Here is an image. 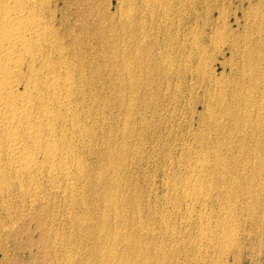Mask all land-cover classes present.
<instances>
[{
	"label": "rangeland",
	"instance_id": "rangeland-1",
	"mask_svg": "<svg viewBox=\"0 0 264 264\" xmlns=\"http://www.w3.org/2000/svg\"><path fill=\"white\" fill-rule=\"evenodd\" d=\"M61 1L64 0L53 2L54 8L56 4L59 7L54 9V13H57L55 16L59 19H56L57 22H64L62 26L59 25L60 30L64 26L65 29L69 27L68 30L72 34L80 31L79 34L82 36L77 47L79 49L83 47L81 50L85 56L90 54V58L88 56L86 58L96 64V69L92 72L93 83L99 92L100 89L101 92L104 91L100 94L108 100L107 105L112 108L116 104L112 110L117 119L114 118L113 124L108 125L106 134L110 140L112 139L113 146L120 147V155L116 154L115 159L120 161L118 178L120 192L124 195L122 201L124 204L121 206L124 205L122 207L126 209L129 204V208L138 207L140 215L139 213L133 215V212L127 209L128 219L130 221L134 216L136 224L139 226L144 224L147 228H142L136 233L134 229L131 230L132 227H128L127 230L130 231H126L130 233L114 234L111 233L114 227L109 219L106 222L109 228L105 225L108 236L95 233L97 228L95 219L99 213L97 209L101 207V204H98L95 206L96 210L94 208L96 215L90 218L92 223L88 231L68 233L66 228L69 226L61 215V207L59 206V209L56 202L54 208L58 209H52L53 204H51L44 207L46 208L44 210L27 212L25 218L16 223L9 232L0 231V249L3 250H0V264H56V261L57 264H63L73 250H79L85 255L84 259H79L80 262L77 261L78 256H74L75 264L85 262L94 264L96 259L93 255L90 257L86 255V250H98L100 246L102 247V243L104 244L100 250L106 246L104 250H108L116 234H120L118 254L129 261H125L127 264L133 262V259L137 262L134 261L132 264H142V262L145 264H264V0H179V2L177 0L176 4L175 0L173 2L165 0L147 7L142 4V0H75L76 3L73 0H66L63 5ZM179 4H183L182 7ZM162 5L166 10H163L165 13L162 11ZM176 5L178 8H175ZM126 7L130 9L127 10ZM64 13L69 14L70 18ZM77 13H80V16L77 17ZM74 14L76 15L72 16ZM166 17H169V20ZM165 23L167 25H164ZM99 36L100 38L103 36L102 39ZM168 44L176 47L175 53L176 57L178 56L176 64L183 67L182 64L186 63L184 66L186 71L180 68L185 71L183 79L180 80L182 83L178 81L182 90L180 92L183 93L181 95L179 92L180 96L172 88L175 83L174 77L164 70L162 73L159 67L160 62L164 61L163 56L167 59L170 55L172 47L169 48ZM179 44L181 47L177 49ZM89 46H93L92 49H89ZM112 46L118 55L113 54ZM135 47L140 49L135 51L137 50ZM157 53L159 56L162 55L161 59ZM178 53L179 55L181 53V56L177 55ZM109 60L113 65L109 66ZM166 74L172 78L168 80L167 77L165 80ZM102 80L106 81V89L103 88ZM167 87L170 89L166 90ZM154 92L158 94L155 95ZM149 95L150 97L153 95V98ZM169 99L173 101L170 102ZM177 99L182 100L179 102ZM117 103H120L119 107ZM169 110L173 112L170 113L172 115L169 114ZM162 114H165L164 117ZM145 120L146 122H142ZM154 153H158V156ZM91 163L90 165L88 162L90 165L88 167L92 174L103 171L100 170L103 166L100 162V164ZM99 183L103 187H108V182L104 179ZM122 184L125 186H121ZM49 222L50 224H47ZM47 225L49 229L52 227L53 230L56 229V232L61 229L60 233L59 231L56 233H59V236L46 233ZM120 227L124 228L122 224ZM110 233L114 236L112 237ZM133 240L136 241L137 246L134 242V246L132 245ZM51 243L54 245L52 246ZM93 243L95 246H92ZM58 251H60L59 255H57ZM65 254L67 255L64 258ZM143 257L148 261L146 262L147 259Z\"/></svg>",
	"mask_w": 264,
	"mask_h": 264
},
{
	"label": "bare ground",
	"instance_id": "bare-ground-1",
	"mask_svg": "<svg viewBox=\"0 0 264 264\" xmlns=\"http://www.w3.org/2000/svg\"><path fill=\"white\" fill-rule=\"evenodd\" d=\"M64 1H66V0H64ZM73 1H75V0H73ZM163 1H165V0H161V1L160 0L159 1L158 0H155V1L154 0H142V4H144L147 7L149 5H157L159 3H162ZM176 1L177 0H175V4H176ZM53 2H54V0H0V231L4 230L5 233L9 232L11 229L14 228L16 223H18L24 216L27 215V212H30V211L36 212V210H38V211L44 210V209H46L44 207H47L48 205H51V204H53V206H51V208L53 207L52 209H56L57 207L54 208L55 207L54 205L57 202L56 205L58 206V208H59V206L61 207V209L59 208L62 212L61 215H63L62 216L63 219L68 224L67 226H69L66 228V230L69 231L68 233L88 231V229H90L89 227L91 226L90 223H92V222H90V218L93 217L94 214L96 215L94 208L96 210L95 206H97L98 204H101V207L97 209L99 213H98V215H96L97 217L95 219L96 224H97V228L94 225V227L96 228L95 233L106 234L107 230L105 231V225L109 219L112 221V224L114 227V231L111 230L112 231L111 233H114V234L115 233H130V232H127V231H130V230H127L128 227H132L131 230L134 229L135 232L137 233L142 228H147V226L144 224H142L141 226H139V224H136L135 217L133 215H134V213H137V214L139 213L138 215H140L139 208L135 206L136 204L134 205L135 207L130 206V208H129L130 204L128 205V208L130 209V211L133 212V215H131V216L134 217V218L131 217L130 221L128 219V212H127L128 208L127 209L123 208L122 206H124V205L121 206V204H124V203H122V201H124L123 200L124 195H123V193L120 192L121 191L120 185H119L120 181L118 178V172L120 171V170L118 171V169L120 168V165H119L120 161L118 162L117 161L118 159H115L116 154L120 155V147L116 148V145L113 146L111 144L112 139L110 140V138L106 134V133H108V132H106L108 129V125H110L112 123L114 118L117 119V117L113 114V110H112L116 104H114V107L112 106V108L110 105H107L106 101H108V100H106V98H104V96H102L100 94L101 89L99 92V90L96 88L95 84L93 83L94 79H93L92 72H93V70L96 69L95 68L96 64L93 61H91V59L86 58V56H88L90 58V54L88 53L89 55L85 56L84 52L81 50L83 47H80L81 49H79L77 47V43L79 45V43H80L79 40H81L80 36H82L79 34L80 31L78 33L76 31L77 30L76 29L75 31L77 32V34H72L68 30L69 27L65 29L64 26L60 30V28L64 22L63 23H61L62 21H60V22L58 21L59 23L57 22V20H59V19L56 18L55 15L57 13L55 12L56 13L55 14L54 11L59 7H57V4H56L57 8L55 7L56 8L55 9L53 6L55 4ZM63 2L61 1V4ZM170 2H173V0ZM178 2H179V0H178ZM182 2H180V3H182ZM65 3L67 4V2H65ZM70 3H72V2H70ZM75 3H76V1H75ZM77 5L79 6V4H77ZM83 5H85V4H83ZM165 5H166V3H165ZM179 5H181V4H179ZM182 5H181V7H182ZM58 6H60V4ZM74 6H76V5H74ZM167 6H169L168 3H167ZM86 7H87V5L85 6V8ZM176 7H177V5L175 6V8ZM61 8H63V7L61 6ZM67 8L70 9V7H67ZM128 8L130 9V7H128ZM128 8H127V10H128ZM154 8H155V6H154ZM161 8L163 11L164 6L162 5ZM180 8H179V10L176 9V11L178 10L180 12ZM64 9H65V7H64ZM72 10H73V6H72ZM169 10H170V7H169ZM73 11L75 12V10H73ZM164 11H166V10H164ZM164 11H163V13H165ZM79 14L80 13H77V17L80 16ZM81 14H84V13L81 12ZM64 15L68 16L69 14L66 15L64 13ZM75 15L76 14H74L72 16H75ZM85 15H86V13L84 14V16ZM59 16H61V15H59ZM165 16H166V14H165ZM163 17H164V14H163ZM63 18H64V16H63ZM72 18H71V20H72ZM166 18H168V20H169V17H166ZM78 19H76V20L79 21ZM69 22H71V21H69ZM72 23H74V22L72 21ZM80 23H82V22H80ZM83 23H85V22H83ZM123 23H125V22H123ZM59 25H61V26H59ZM84 25L85 24H83V26ZM97 25H95V26H97ZM164 25H167V24L165 23ZM92 26H94V25H92ZM66 27H67V24H66ZM72 27H73V25H72ZM84 28H85V26H84ZM94 28H96V27H94ZM164 28H166V27H164ZM72 29L73 28H70V30H72ZM110 29L112 31V28H110ZM119 29H120V26H119ZM87 30L89 32V29H87ZM87 30H86V32H87ZM173 30H172V33H173ZM90 31H92V29ZM84 36H86V35H84ZM175 36L177 37V35H175ZM95 37H98V36H95ZM102 37L100 38V36H99L100 39H102ZM176 37H174V38H176ZM87 38H89V37L87 36ZM136 39H138V38L136 37ZM103 41H105V40H103ZM166 41H168V40H166ZM175 41H177V40H175ZM82 42H83V40H82ZM92 42H93V40H92ZM99 42H100V40H99ZM86 43L89 44V42H86ZM116 43L117 42H115V44ZM135 43H136V45H138L137 42H135ZM168 43H170V41H168ZM181 43H182V41H181ZM80 45H82V44H80ZM84 45L85 44H83L82 46H84ZM93 46H89L90 47L89 49H92L91 47H93ZM172 46H170L168 44L169 48H171ZM175 46H178V45H175ZM180 47H181V45L179 44L177 49H180ZM127 48H126V51H128ZM135 48L137 49L138 47H135ZM135 48H134V50H135ZM139 49H137L135 51H138ZM163 50H167V49H163ZM89 51H92V50H89ZM89 51H87V52H89ZM95 51H97V50L95 49ZM113 52H114V47H113ZM156 52H159V51H156ZM167 52H166V54H167ZM175 52H176V47H172L170 52H169L170 55H169V53L167 54V55H169L167 59L164 58V56H163L164 61L161 60L162 62H160L159 67L162 69V73H164L163 72V70H164L168 75H171L174 77L173 78L174 80L173 79L172 80H173V82L175 81V83H174V86H172V88H174L175 93H178V95H179V92L182 90H180V85L178 84V81H180L181 78L183 79V74L186 71L184 68L186 63L182 64L180 62L182 65H184L183 67H181L180 65H177L176 64V58H178V56L176 57ZM95 53H97V52H95ZM164 53H165V51H164ZM181 53H180V55H179V53L177 55L181 56ZM113 54H117V53L114 52ZM126 55H128V54H126ZM131 55L132 54H130V56ZM157 55H158V53H157ZM145 56H147V55H145ZM160 56H162V55H160ZM160 56H159V58H160ZM184 56H186V55H184ZM117 57H119V56H117ZM128 57L126 59L127 61H128ZM114 58H115V56H114ZM153 58H155V57H153ZM131 59H133V58H131ZM160 59H159V61H160ZM180 59H182V58L180 57ZM180 59H178V60H180ZM135 60L138 61L137 59H135ZM139 60H141V59H139ZM146 60H148V59H146ZM157 61H158V58H157ZM180 61H183V60H180ZM95 62H96V60H95ZM110 62L111 61L109 60V63ZM113 62H114V59H113L112 63ZM178 62L179 61H177V63ZM112 63H110L109 66H111ZM131 63H132V61H131ZM146 63H145V65L148 64V63L147 64ZM135 66H136V64H135ZM97 67H99V66H97ZM100 67L102 68V65ZM100 67H99V69H100ZM113 67H115V66H113ZM146 67L147 66H145V68ZM110 68H112V67H110ZM110 68H109V70H110ZM180 68H184L185 71L181 70ZM139 69H141V68H139ZM155 69H157V66L155 67ZM127 70H129V68ZM112 73H114V72H112ZM118 73H120V72H118ZM106 75H108V74H106ZM168 75L164 77L165 80H167V77H169ZM184 76H186V74ZM94 77H95V75H94ZM170 77L168 78V80L170 79ZM116 78H118V77H116ZM118 81H120V80H118ZM103 82H104L103 88H105V82L106 81H103ZM180 83H182V82L180 81ZM183 83H184V81H183ZM184 84H181V85H184ZM114 85L116 87V84H114ZM98 87H99V83H98ZM152 88H153V86H152ZM168 88L169 87H167L165 89L167 90ZM182 88L184 89V87H182ZM153 89L155 90V88H153ZM161 89H163V88H161ZM112 90H114V89H112ZM131 91H133V90H131ZM148 91H149V89H148ZM103 92L104 91H102L101 93H103ZM112 92H114V91H112ZM117 93H118V91H117ZM154 93H155V95L158 94L156 92H154ZM109 94L112 95V93H110V92H109ZM182 94L183 93H181V95ZM113 95H114V93H113ZM171 95H170V97H171ZM110 96H109V98H110ZM152 96L150 97V95H149L150 98H153ZM137 99H139V98H137ZM149 100H151V99H149ZM177 100H179V99H177ZM180 100H182V99H180ZM180 100H179V102H180ZM116 101H117V99H116ZM172 101L170 100V102H172ZM174 101H175V99H174ZM109 102H111V100H109ZM167 103H168V101H167ZM118 104L120 105V103H117V106H118ZM168 106L170 107V105H168ZM143 107H142V110H143ZM164 108H166V107H164ZM137 111L135 113H137ZM145 111H143V112H145ZM175 111H177V110H175ZM168 112H169V114L173 113L172 111L170 112V110ZM151 114L153 115V112ZM151 114H150V116H151ZM154 114H155V111H154ZM135 115H137V114H135ZM163 115H165V114H162V116ZM170 115H172V114H170ZM151 117H154V116H151ZM170 117H172V116H170ZM140 118H142V116H140ZM157 118H158V116H157ZM116 119H115V121H118ZM150 119H152V118H150ZM176 119H177V117H176ZM153 120H155V119H153ZM169 120H171V118ZM137 121H139V120H137ZM142 122H146V120L142 121ZM149 122H151V121H149ZM172 123H173V121H172ZM139 124H140V122H139ZM156 125H158V124H156ZM144 126H145V123H144ZM147 126H146V128H148ZM115 127H117V126H115ZM152 128L154 129V127H152ZM156 128H158V126ZM113 129H114V127H113ZM143 129H145V128H143ZM140 130H141V128H140ZM140 130H138V131L141 132L142 130L141 131ZM149 131H151V130H149ZM165 135L168 136V134H165ZM167 136H165V137L168 138ZM118 137H119V135H118ZM143 137H144V135H143ZM113 138H115V136ZM155 139L156 138H154V140ZM164 140H166V139H164ZM158 141L159 140H157V143H158ZM114 142H115V139H114ZM166 142H167V140H166ZM118 144H120V143H118ZM154 144L156 145V142ZM167 145L168 144H166V146ZM157 147L159 148L158 144H157ZM157 147H155V148L157 149ZM161 147L163 148V145H161ZM167 147H166V149H168ZM153 149H151V150H153ZM166 149H164V150H166ZM166 151H168V150H166ZM168 152L170 153V151H168ZM152 154H153V151H152ZM157 154H155V155H157ZM162 154H164V152ZM164 160H165V158H164ZM90 161L94 162L95 164L100 162L103 165L102 169H100V167H98L99 166L98 164H97L98 165L97 168H99L100 170H103V171L102 172H95L92 174V172L89 169L90 165L92 164ZM165 161H167V160H165ZM88 162H89V164L90 163L91 164L89 165ZM88 165H89V167H88ZM96 169H95V171H97ZM91 170H93V169H91ZM104 171H105V173H104ZM103 179L108 182V185H107L108 187H103L99 183V181L103 180ZM246 180H247V178H246ZM228 182H229V180H228ZM125 184H122L121 186H123V185L125 186ZM121 188H123V187H121ZM122 195H123V197H122ZM50 212H53V211L50 210ZM58 213H56V214H58ZM62 217H61V219H62ZM43 218H45V217H43ZM54 221H55V217H54ZM51 222H52V220H51ZM58 223H59V221H58ZM47 224H50V222ZM60 224H62V223L60 222ZM120 224H122V226H124V228L120 227ZM53 225H55V224H53ZM62 225H64V224H62ZM50 226H52V225H50ZM106 227L109 228V225L108 226L106 225ZM47 228H48V230H45L46 233L56 234L58 231H59V233L61 231V229H59L56 232L55 231L56 229L55 230L52 229L53 227L49 229L48 225H47ZM56 228H57V226H56ZM120 228H123L124 231L122 229H121L122 230L121 231ZM32 229H34V228H32ZM62 230H64V229H62ZM91 231H93V230L91 229ZM13 233H14V231H13ZM58 234H56V235L59 236ZM110 234H109V236H110ZM92 235H90V237ZM112 235L113 234H111V236ZM88 236H89V234H88ZM111 236L109 239H111ZM103 237H105V235ZM132 237H133V235H132ZM92 238L93 237H91L90 239H92ZM105 239H106V237H105ZM128 239L131 240L130 237H128ZM133 239H134V237H133ZM103 240H104V238H103ZM107 240H108V238H107ZM111 241H110L111 242L110 246H108L109 247L108 250L107 249L104 250L105 248H107V246H106L107 244L105 242L106 247L104 249L100 250L104 244V243H102V247L100 246L99 247L100 249H98V250H95V251L94 250L92 251L90 249H89L90 251L86 250L87 251L86 255H88L89 257L93 255V257L96 259V263H94V264H125V263L127 264V262H129V261L123 257H120V255L118 254V253H120V234H116L114 239L112 238ZM98 242H96V243H98ZM107 242L109 244V241H107ZM133 242H134V240L132 241V245L134 246ZM134 243L136 245V241ZM53 245L54 244H52V246ZM98 245H99V243H98ZM64 246H65V244H63V247ZM92 246H95L94 243ZM133 246H131V248ZM85 247H87V246H85ZM90 247H91V245H90ZM131 248H130V250H131ZM69 249L73 250L72 248H69ZM83 249H85V248H83ZM87 249H88V247H87ZM0 250H2V249H0ZM61 251H63V250H61ZM59 252L60 251H58V254L57 253L56 254L59 255ZM73 252L70 253L67 257H66L67 254H65L64 258L65 257L66 258H65V261L63 264H75L76 261H74V258H73L74 256H78L77 261H79V259L81 260V258L84 259L85 255H84V253L82 255L81 251H79V250L74 251L73 250ZM154 253H156V252H154ZM62 254H63V252H62ZM128 257L131 258V256H128ZM55 258H56V255H55ZM120 258H122V259H120ZM143 258L147 259L145 257H143ZM143 258H142V260H143ZM133 260L136 261V259H133ZM61 261H62V259H61ZM61 261H60V263H61ZM82 261H84V260H82ZM82 261H81V263H82ZM86 261H89V260H86ZM125 261H127V262H125ZM147 261H148V259L146 260V262ZM133 262H130V264H132ZM57 263L58 262L56 261V264ZM139 263H141V262H139ZM76 264H78V263H76ZM84 264H87V263L85 262ZM142 264H145V263L142 262Z\"/></svg>",
	"mask_w": 264,
	"mask_h": 264
}]
</instances>
